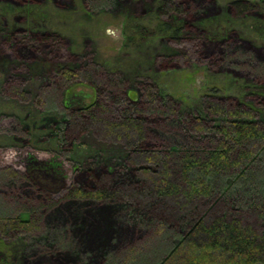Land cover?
Wrapping results in <instances>:
<instances>
[{"label":"rangeland","instance_id":"1","mask_svg":"<svg viewBox=\"0 0 264 264\" xmlns=\"http://www.w3.org/2000/svg\"><path fill=\"white\" fill-rule=\"evenodd\" d=\"M158 1L26 0L11 4L0 0L1 161L9 152L19 157L25 154L26 172L31 180L55 196L69 185L87 183L89 170L119 180L118 174L130 169L125 163L122 143L100 139L91 130L78 132L69 142H61L59 127L68 118L67 109L89 106L97 96L81 73L77 78L55 81L52 75L61 68L102 74L106 76L108 92H123L133 101L142 98L141 86L149 84L161 99L176 102L185 146L171 143L162 149H208L206 135L221 139L212 128L227 121L212 117L207 111V103L215 98L228 99L230 106L252 110L255 112L252 121L264 128V107L259 103L264 102V0H251L254 10L240 16L229 7L231 0H185L188 17L184 22L188 31H183L179 44L154 33L155 19L151 12ZM4 31L16 32L9 44L1 41ZM28 31L49 33L60 40L58 44L37 43L35 48L28 49L19 41L21 34ZM189 40L197 46L195 52L190 53L185 47ZM34 60L33 64L37 60H43V64L33 66ZM187 118L191 120L185 121ZM196 118L210 124L207 134H199L192 127ZM167 129L172 132V125L167 124ZM261 145H252L256 154L249 167L254 172L253 185L249 180L242 187L243 181L237 177L213 180L218 194L228 202L234 196L244 200L242 189L252 192L258 189L264 198ZM211 202H206V207ZM99 214L100 221L109 219L106 211ZM141 228L128 227L131 235L123 241L125 246L140 241L137 231ZM53 235L52 230L45 229L0 243V264L88 263L77 262L78 256H74L73 263L57 261L47 254L27 257L32 247ZM162 235L156 242L138 246L134 259L127 258V250L123 249L112 252L104 262L119 256L120 260L126 258L125 264H157L182 234L168 229ZM200 260L193 258L191 262L203 264Z\"/></svg>","mask_w":264,"mask_h":264},{"label":"trees","instance_id":"2","mask_svg":"<svg viewBox=\"0 0 264 264\" xmlns=\"http://www.w3.org/2000/svg\"><path fill=\"white\" fill-rule=\"evenodd\" d=\"M8 1L15 4L26 0ZM184 1L157 2L151 12L156 35L182 43L181 35L188 29L184 22L188 17ZM228 5L237 16L254 10L251 0H231ZM15 34L4 31L2 43L9 44ZM21 36L19 41L28 49L35 48L37 43L58 44L60 40L49 33L32 31ZM189 42H185V47L188 52H195L197 46ZM37 62L36 65L43 64V60ZM79 73L94 87L96 100L89 106L67 109L68 118L59 127L61 142H69L78 132L91 130L100 139L122 143L125 163L130 169L118 174L119 180L89 170L86 172L89 185L72 184L55 196L31 180L26 172L25 154L21 157L14 152L4 154L0 160V243L50 229L53 237L37 243L27 257L47 254L57 261L73 263L74 256H78L77 262L125 264L126 258L120 260L118 256L111 262H104V258L124 249L127 258L134 259L139 247L158 241L170 229L181 233V238L157 264H192L193 258H200L203 264H264L261 191L242 189L246 203L237 196L228 202L218 194L213 181L218 177H237L243 181L242 187L249 180L253 183L254 172L249 167L256 154L252 145L264 146V128L252 121L255 112L230 106L228 99L215 98L207 103V111L210 116L227 121L224 124L228 125L212 128L221 139L206 135L208 149H162L171 143L185 146L176 102L161 99L149 84L141 86L142 98L137 101L123 92H108L106 76L88 69L75 72L61 68L52 76L57 80ZM259 103L264 107V102ZM156 113L159 115L154 116ZM194 123L189 124L199 134L211 130L205 120L196 118ZM167 124L172 125V132ZM48 166L53 170L50 163ZM206 202L212 204L206 207ZM101 204L106 207L97 206ZM101 211H106L109 219L100 221ZM130 225L142 227L137 231L140 241L125 246L123 241L131 235Z\"/></svg>","mask_w":264,"mask_h":264}]
</instances>
